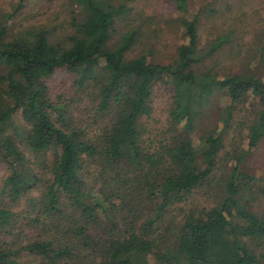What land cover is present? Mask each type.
Wrapping results in <instances>:
<instances>
[{
	"label": "trees",
	"instance_id": "obj_1",
	"mask_svg": "<svg viewBox=\"0 0 264 264\" xmlns=\"http://www.w3.org/2000/svg\"><path fill=\"white\" fill-rule=\"evenodd\" d=\"M131 1L70 0L74 15L57 36L48 22L11 31L23 0L0 19V159L11 202L0 206V264L264 258V216L253 210L264 181L244 168L264 137L263 75L206 65L230 33L200 47L202 11L190 14L189 0H172L182 39L170 62L144 52L128 58L141 36L118 24ZM58 68L72 75L79 101L51 96L46 79ZM156 84L173 95L153 145L146 135ZM216 96L226 102L216 106ZM252 98L256 113L246 112ZM17 111L36 171L10 131ZM211 192L209 206L195 205L194 196ZM23 199L27 209L16 212Z\"/></svg>",
	"mask_w": 264,
	"mask_h": 264
},
{
	"label": "rangeland",
	"instance_id": "obj_2",
	"mask_svg": "<svg viewBox=\"0 0 264 264\" xmlns=\"http://www.w3.org/2000/svg\"><path fill=\"white\" fill-rule=\"evenodd\" d=\"M18 0H0V19L4 12H11L16 7ZM70 0H23V6L14 15L11 23V31L22 28L23 25L31 26L35 23H50L54 35L62 34L66 30L67 18L74 15ZM190 14L201 10L198 23L199 46L207 49L218 35L230 33L228 42L218 48L206 65L216 69L218 73L224 72H249L256 73L264 78V0H189ZM129 17H124L118 24L121 27L132 25L141 30V36L127 52V57L132 58L139 53H147L154 61L170 62L175 55L176 47L182 39V31L178 26L177 18L181 14L172 0H132L130 2ZM131 19V20H130ZM54 25L56 27H52ZM264 80V79H263ZM51 96L57 97L63 94L66 101L77 98V90L72 84V75L62 68L56 69L47 79ZM173 88L167 84H156L152 95L153 113L147 119L151 132L146 137L157 144L156 131L165 124L167 110L171 103ZM222 96L214 97L215 105L221 106L226 99ZM223 101V102H222ZM85 102V101H84ZM250 105L246 103V112L256 113L260 110H252L259 102L258 98H252ZM83 104V102H80ZM260 105L259 103L256 105ZM242 107V106H241ZM259 109V108H257ZM243 115V114H242ZM13 126L10 128L16 134L18 145L25 152L31 162V169L36 171V157L21 143L20 138L27 129V125L19 111L12 118ZM221 125H219L220 127ZM198 131H195V135ZM230 137V136H229ZM28 164V163H26ZM244 168L256 178L264 181V137L259 141L256 149L250 154L244 163ZM9 171L0 159V206L10 205L9 197L4 192L5 178ZM36 194V192L34 193ZM33 194V195H34ZM213 193L198 194L194 196L195 205L209 206ZM16 212L27 209L23 199L18 205L12 206ZM255 213L264 216V199H258L253 203ZM150 264H156L152 256H149ZM264 264V258L261 262Z\"/></svg>",
	"mask_w": 264,
	"mask_h": 264
}]
</instances>
